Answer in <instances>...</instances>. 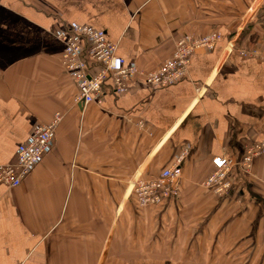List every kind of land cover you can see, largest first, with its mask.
Segmentation results:
<instances>
[{"label":"crops","instance_id":"0c3cea01","mask_svg":"<svg viewBox=\"0 0 264 264\" xmlns=\"http://www.w3.org/2000/svg\"><path fill=\"white\" fill-rule=\"evenodd\" d=\"M264 0H0V164L33 131L62 118L51 149L10 187L0 183V264H264ZM70 23L105 31L125 64L152 71L177 39L220 30L167 87L108 80L100 103L75 101L56 32ZM253 23L252 26L250 24ZM247 33L245 41L240 38ZM237 47V48H236ZM185 152L177 193L140 207L134 179ZM218 155L230 188L205 185Z\"/></svg>","mask_w":264,"mask_h":264},{"label":"built area","instance_id":"2783aa9c","mask_svg":"<svg viewBox=\"0 0 264 264\" xmlns=\"http://www.w3.org/2000/svg\"><path fill=\"white\" fill-rule=\"evenodd\" d=\"M219 35L220 33H214L195 39L192 36H183L177 41L171 59L155 70L146 71L136 64H125L124 58L118 54L117 43L109 40L103 30L85 24L70 23L56 32L57 38L64 44L60 57L61 65L78 88L75 101H83L85 105L102 101L108 80L117 94H123L129 89V79H141L151 87H167L185 79L193 53L202 47L212 48L216 41L221 39ZM259 54L261 53L257 50L242 52L244 56ZM260 56L264 59V55ZM61 118L62 114L58 112L50 122L37 127L28 139L19 145L15 160L0 164V183L10 187L21 184L22 179L50 151L54 132ZM186 151L178 155L175 162L158 175L133 181L132 192L140 207L157 205L176 195L175 184L182 176ZM262 156L264 139L246 147L241 165L250 168L254 159ZM212 164L214 168L205 185L213 188L216 193L223 194L231 186L230 161L227 157L218 155L212 159Z\"/></svg>","mask_w":264,"mask_h":264},{"label":"rangeland","instance_id":"374dc122","mask_svg":"<svg viewBox=\"0 0 264 264\" xmlns=\"http://www.w3.org/2000/svg\"><path fill=\"white\" fill-rule=\"evenodd\" d=\"M214 33H220V40H218V41H216V43H218V42H220L223 38H224V33L222 32V31H220V30H217V29H215V30H212V31H210V32H208L207 34H205V35H202V36H208L209 34H214ZM183 36H192V37H194L193 39H195V38H198V37H201V36H196V35H193V34H190V33H186V34H183L182 36H180L178 39H177V41L180 39V38H182ZM177 43V42H176ZM175 48H176V45H175ZM175 48H174V51H175ZM237 48V47H236ZM200 49H210V48H205V47H202V48H200ZM260 48H257V47H253L252 49H248V48H241V49H239V52H240V54L242 55V52L243 51H247V50H250V51H254V50H257L258 52H260L262 55H264V51H261V50H259ZM174 51H173V54H174ZM173 54H172V56H173ZM194 54V53H193ZM261 54H259L258 55V57L261 55ZM172 56L170 57V59L172 58ZM193 56V55H192ZM260 58H261V56H260ZM262 59H263V57H262ZM169 60V59H168ZM167 60V61H168ZM190 63H191V59H190ZM190 63H189V65H190ZM161 67V66H160ZM188 68H189V66H188ZM144 70V69H143ZM179 82V81H178ZM138 178H148V177H138ZM137 179V178H136ZM135 180V179H134ZM134 183V182H133ZM132 195H134L133 194V192H132ZM175 196V195H174ZM174 196H171L170 198H172V197H174ZM135 197V196H134ZM167 199H169V198H167ZM164 200H166V199H164Z\"/></svg>","mask_w":264,"mask_h":264},{"label":"trees","instance_id":"16d2710c","mask_svg":"<svg viewBox=\"0 0 264 264\" xmlns=\"http://www.w3.org/2000/svg\"><path fill=\"white\" fill-rule=\"evenodd\" d=\"M257 22H262L264 24V6L260 8V10L258 11V15H257ZM253 23L250 24V26H252ZM247 33L244 34V37L242 36V38H240V44H243V42L245 41L244 39L246 38ZM258 45H253L252 42H248L247 43V48L248 49H252L253 47H257Z\"/></svg>","mask_w":264,"mask_h":264},{"label":"water","instance_id":"95a60500","mask_svg":"<svg viewBox=\"0 0 264 264\" xmlns=\"http://www.w3.org/2000/svg\"><path fill=\"white\" fill-rule=\"evenodd\" d=\"M81 103L83 102V101H80Z\"/></svg>","mask_w":264,"mask_h":264}]
</instances>
